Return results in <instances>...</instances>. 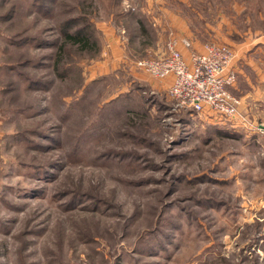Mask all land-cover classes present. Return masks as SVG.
<instances>
[{
    "label": "rangeland",
    "instance_id": "obj_1",
    "mask_svg": "<svg viewBox=\"0 0 264 264\" xmlns=\"http://www.w3.org/2000/svg\"><path fill=\"white\" fill-rule=\"evenodd\" d=\"M175 36L250 48L264 0H0V264H264V79L262 132L182 108L137 65Z\"/></svg>",
    "mask_w": 264,
    "mask_h": 264
},
{
    "label": "built area",
    "instance_id": "obj_2",
    "mask_svg": "<svg viewBox=\"0 0 264 264\" xmlns=\"http://www.w3.org/2000/svg\"><path fill=\"white\" fill-rule=\"evenodd\" d=\"M182 48L191 51L189 57ZM167 50L166 56L140 60L137 65L157 81L171 80L169 93L178 106L217 123L232 121L239 127L262 132L241 113L242 99L230 90L237 82L238 52L233 47L222 43L197 47L193 40L175 36Z\"/></svg>",
    "mask_w": 264,
    "mask_h": 264
},
{
    "label": "crops",
    "instance_id": "obj_3",
    "mask_svg": "<svg viewBox=\"0 0 264 264\" xmlns=\"http://www.w3.org/2000/svg\"><path fill=\"white\" fill-rule=\"evenodd\" d=\"M178 37V36H176ZM182 36H179L178 38H180ZM187 38V37H186ZM190 39V38H188ZM253 46L255 44V47L257 46H264V40L263 39H257L255 40V43H252ZM197 45V43H196ZM241 47V48H234L236 50L237 55H238V60L236 62V66H235V70L237 72V82L235 84V86H233L230 90L232 91V93H235V90H239V92L242 95V98L244 100V103L242 102V106L240 108V111L242 114L247 115V111L246 108L248 107L247 102L249 100V103L252 102L253 99H256L255 96L257 94V88L256 86L254 87V83L252 82L251 78H250V73L249 71H255V73H257L258 75L261 76V78L264 79V72H263V63L260 64L259 59H257V57L262 53V51L260 50V46L255 50L254 47ZM197 47H200V45H197ZM161 49V48H160ZM159 49V51H161ZM165 51H163L164 55L162 57H164L166 55V53H168V50L164 49ZM183 53L185 54L186 57H189V52L187 49L182 48ZM160 56V55H159ZM171 80L165 81L163 84L164 88H169L170 84H171ZM262 84L264 86V81H262ZM245 87V88H244ZM253 87L255 89H253ZM237 96V95H236ZM260 96V95H259ZM249 117V116H248ZM247 117V118H248ZM250 118V117H249Z\"/></svg>",
    "mask_w": 264,
    "mask_h": 264
},
{
    "label": "trees",
    "instance_id": "obj_4",
    "mask_svg": "<svg viewBox=\"0 0 264 264\" xmlns=\"http://www.w3.org/2000/svg\"><path fill=\"white\" fill-rule=\"evenodd\" d=\"M86 30L83 29L80 30L79 32H75L71 34L66 32L65 37L67 39V42L74 46H80L82 49L90 48L91 36L88 33H86L87 32Z\"/></svg>",
    "mask_w": 264,
    "mask_h": 264
}]
</instances>
